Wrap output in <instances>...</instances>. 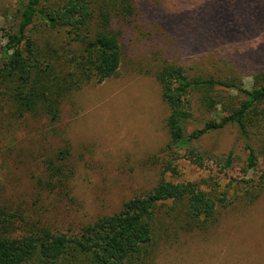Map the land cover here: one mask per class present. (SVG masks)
I'll use <instances>...</instances> for the list:
<instances>
[{
  "label": "rangeland",
  "instance_id": "374dc122",
  "mask_svg": "<svg viewBox=\"0 0 264 264\" xmlns=\"http://www.w3.org/2000/svg\"><path fill=\"white\" fill-rule=\"evenodd\" d=\"M13 2L0 0V28L12 14ZM225 4L216 0L209 7L146 9L125 32L118 73L73 91L61 102L55 122L42 115H20L0 98L1 198L19 214L21 229L34 224L73 232L118 211L125 200L156 184L162 176L160 150L167 142L168 108L154 74L164 63L179 64L190 76L236 79L247 88L261 81L253 73L264 69V7H253L263 23L254 33H229L212 48H187L175 34L176 27L187 25L189 30L202 12L217 15ZM222 93L236 95L233 90ZM197 100L192 98L186 132L201 127L220 109L212 103L205 111ZM262 123L251 128L247 140L258 152L263 147ZM245 143L233 125L209 132L192 144L209 155L232 152L233 169L219 172L210 164L198 168L180 151L172 161L175 169L164 176L198 182L204 189L234 185L232 178L241 175L238 168L247 155ZM66 148L65 155L61 151ZM49 161L64 165L69 176L63 184L50 179ZM167 225L169 230L139 264H264V191L249 206L227 208L206 230L181 229L171 220Z\"/></svg>",
  "mask_w": 264,
  "mask_h": 264
},
{
  "label": "trees",
  "instance_id": "16d2710c",
  "mask_svg": "<svg viewBox=\"0 0 264 264\" xmlns=\"http://www.w3.org/2000/svg\"><path fill=\"white\" fill-rule=\"evenodd\" d=\"M213 1L14 0L13 12L5 16L0 28V98L11 102L20 115H42L55 122L61 102L73 91L118 73L125 32L146 9L209 7ZM222 2L226 11L221 8L215 15L205 10L189 30L187 25L176 27L175 34L188 43L187 48H212L229 33L249 35L263 25L253 7H264V0ZM253 74L261 81L247 88L236 79L190 76L176 63L160 66L154 75L168 108L167 142L160 150L162 176L151 189L125 200L118 211L101 215L76 231L56 232L34 224L21 229L19 214L2 201L0 184V264H139L164 235L168 221L185 230H206L227 208L254 203L264 191V137L260 152L247 140L251 128L261 122L264 131V69ZM226 90L236 95L222 93ZM192 98L205 111L212 103L220 109L201 127L186 132L184 122L192 118ZM232 125L245 139L247 150L238 168L241 175L232 178L234 185L204 189L198 182L165 178V172L175 169L172 161L180 151L198 168L210 164L219 172L233 169L232 152L209 155L192 144ZM61 152L66 155L68 150ZM47 170L58 184L69 176L64 165L51 161Z\"/></svg>",
  "mask_w": 264,
  "mask_h": 264
}]
</instances>
